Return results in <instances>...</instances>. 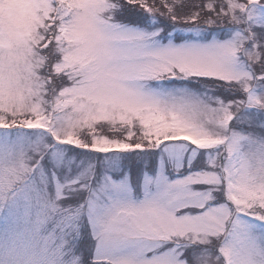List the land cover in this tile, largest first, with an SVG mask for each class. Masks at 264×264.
<instances>
[{
    "label": "snow or ice",
    "instance_id": "6c2138e0",
    "mask_svg": "<svg viewBox=\"0 0 264 264\" xmlns=\"http://www.w3.org/2000/svg\"><path fill=\"white\" fill-rule=\"evenodd\" d=\"M0 264H264V0H0Z\"/></svg>",
    "mask_w": 264,
    "mask_h": 264
}]
</instances>
